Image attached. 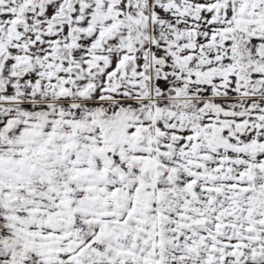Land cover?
<instances>
[{
    "label": "snow or ice",
    "instance_id": "obj_1",
    "mask_svg": "<svg viewBox=\"0 0 264 264\" xmlns=\"http://www.w3.org/2000/svg\"><path fill=\"white\" fill-rule=\"evenodd\" d=\"M0 264H264V0H0Z\"/></svg>",
    "mask_w": 264,
    "mask_h": 264
}]
</instances>
